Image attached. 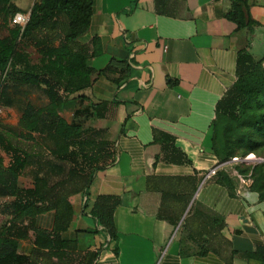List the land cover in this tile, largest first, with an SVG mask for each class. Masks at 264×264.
<instances>
[{"label": "crops", "instance_id": "0c3cea01", "mask_svg": "<svg viewBox=\"0 0 264 264\" xmlns=\"http://www.w3.org/2000/svg\"><path fill=\"white\" fill-rule=\"evenodd\" d=\"M135 1L97 0L83 39L91 49L94 39L99 44L93 68L103 71L115 61L128 77L119 86L101 78L85 91L91 104H103L106 110L98 130L115 144L116 162L97 173L89 196L71 198L74 220L64 239L76 241L78 253L97 252V264H227L212 252L201 255L182 221L175 227L158 217L162 194L148 190L147 180L201 178L217 166L212 128L216 106L237 81L240 51L264 61V0H245L258 24L253 33L238 31L228 20L233 0H137L133 9ZM40 99L49 104L45 96ZM22 100L41 108L29 92ZM154 130L173 136L189 163L166 162L161 146L154 143ZM46 151L21 176L22 188H33L35 178L45 174L59 180L60 163ZM202 183L190 215L223 224L222 235L238 253L233 264H263L256 250L264 246V201L235 177L219 174ZM102 195L121 199L115 213L118 255L106 233L88 242L90 230L101 229L90 211ZM5 219L0 215V227ZM54 221L55 213L49 212L37 217L35 226L50 232ZM34 239L31 231L19 241L22 264L31 258Z\"/></svg>", "mask_w": 264, "mask_h": 264}, {"label": "trees", "instance_id": "16d2710c", "mask_svg": "<svg viewBox=\"0 0 264 264\" xmlns=\"http://www.w3.org/2000/svg\"><path fill=\"white\" fill-rule=\"evenodd\" d=\"M14 1L0 0V20L7 33L0 38V105L15 107L16 103L9 95L11 90L18 94L20 86L41 91L49 104L45 108L27 104L19 121V133L0 129V215L8 219L0 227V264H22L19 241L26 240L31 231L35 235V247L28 264H97V252H76L77 242L64 239V234L74 220L71 198L89 196L97 173L115 164V144L108 139H88V134L99 131L71 124L59 112L75 95L79 94L72 100L88 101L80 93L93 87L101 78L119 86L128 74L125 70L120 72L115 61L103 71H97L91 64L99 54L97 40L92 41L91 49L83 39L91 29L97 0H38L31 8L30 21L23 31L12 24L15 15L24 12ZM136 4L137 0L133 9ZM227 18L238 31L248 29L253 33L258 26L245 0H233ZM22 42L36 50L37 60L20 50ZM263 64V60H256L247 51L238 53L237 81L218 102L212 123L217 164H225L236 157L244 159L252 154L257 157V153L264 149ZM11 77L17 80L16 85H9ZM91 108L98 120L104 118L103 104H92ZM153 134L154 143L161 146L166 162L189 163L173 136L159 130H154ZM44 148L60 163L59 180L52 181L45 174L35 178L33 188H22L21 176L32 164H37L36 159L45 154ZM237 165L248 166L241 172L246 176L251 170L250 188L264 201V162ZM203 179L204 175L200 178L197 174L151 176L147 188L162 194L158 215L161 220L175 227L182 221L190 235L188 238L199 244L201 255L212 252L227 264H233L238 253L222 235L223 224L190 215L191 204ZM120 205V197L102 195L90 211L97 226L101 227L90 233H106L111 242L116 243V255L119 254V238L115 213ZM88 207L86 202L85 208ZM49 212L55 213L52 231L37 229V217ZM256 256L264 264V246L257 248ZM54 258L58 262L53 261Z\"/></svg>", "mask_w": 264, "mask_h": 264}, {"label": "rangeland", "instance_id": "374dc122", "mask_svg": "<svg viewBox=\"0 0 264 264\" xmlns=\"http://www.w3.org/2000/svg\"><path fill=\"white\" fill-rule=\"evenodd\" d=\"M38 0H15V4L20 7L21 11H29L28 9L32 8V5H34L35 2H37ZM31 10V9H30ZM3 23L0 20V38L5 36V31L3 30ZM6 27V26H5ZM9 27L12 28V24L9 23ZM56 46L59 45V41H57ZM21 51L30 53L31 57H34V60H37V52L33 47H29L27 46V44L25 42H22L19 46ZM260 54V53H258ZM261 55V54H260ZM9 85H16L17 84V80L14 77H11L8 81ZM20 92L17 94L14 92V90H11L9 97L15 101V107L13 108H7V107H2L0 105V129L6 131V130H11V131H15V132H20L21 128L19 127V121L21 118V113L24 109V107L26 106V103L22 100L24 98V95H26V93H31V96H35L38 98L37 104L38 106H40L41 108H45L46 105L43 101H41L40 97L44 96V94L32 87H28V86H20L19 87ZM88 91V90H87ZM79 95V94H78ZM78 95H75L72 97V99H74L75 97H77ZM80 95H84L86 98H88V96H86L85 92L80 93ZM69 101L64 107H62L60 109V111L62 112V114L66 117L69 118L70 123L73 124H78L83 126L84 128H95L96 130H98V126L101 125L100 123V119L98 120L92 111L91 108V102L89 101H76V100H72ZM89 99V98H88ZM39 108V107H38ZM99 133L97 132V134H88L87 138L88 139H94L96 141L101 140V139H108L106 137V133L104 130L99 129L98 130ZM256 157V155H254ZM257 160H259L258 163H262L264 162V149H261L259 151V153H257ZM7 159V158H6ZM261 160V161H260ZM8 161V160H7ZM228 163V162H227ZM256 163H252V165L258 164ZM250 166V165H249ZM225 170H222L220 172V175L222 177L224 176H228V177H235L237 179V182H239V184H241V180L239 176H243V177H248L250 176L251 170H249L248 173H246L247 175H243V173L241 172L242 170L248 169V166H244V165H237V164H226L225 165ZM251 189V188H250ZM95 229L90 230V232H93ZM90 238L88 239V242L93 243L94 242V236L95 234L90 233ZM99 235V234H98Z\"/></svg>", "mask_w": 264, "mask_h": 264}, {"label": "built area", "instance_id": "2783aa9c", "mask_svg": "<svg viewBox=\"0 0 264 264\" xmlns=\"http://www.w3.org/2000/svg\"><path fill=\"white\" fill-rule=\"evenodd\" d=\"M30 18H31V10L25 11V12H20V13H17L15 15V17L13 18L12 24L14 26L21 28L23 31L25 29V27L27 26V24L29 23ZM256 162L258 163L259 160H257V158L252 154V155L247 156L244 159L236 157V158H233L228 163L217 164L216 167H214L207 174H205L202 184H204L205 182L212 180L213 178L217 177L218 173L222 170L223 167H225L226 164L252 165V163H256ZM239 177H240L241 183L250 189V187L252 185L251 176H248V177L239 176Z\"/></svg>", "mask_w": 264, "mask_h": 264}]
</instances>
